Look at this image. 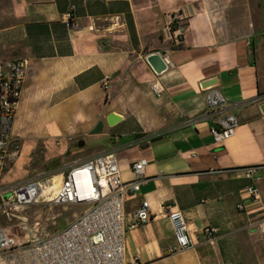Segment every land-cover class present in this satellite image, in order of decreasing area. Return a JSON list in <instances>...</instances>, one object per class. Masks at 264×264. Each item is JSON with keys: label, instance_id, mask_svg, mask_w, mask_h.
Masks as SVG:
<instances>
[{"label": "crops", "instance_id": "crops-1", "mask_svg": "<svg viewBox=\"0 0 264 264\" xmlns=\"http://www.w3.org/2000/svg\"><path fill=\"white\" fill-rule=\"evenodd\" d=\"M71 6L75 28L65 20ZM173 21L177 34L168 32ZM157 52L173 61L160 76L146 61ZM23 58L30 65L12 126L21 151L5 172L20 159L44 168L56 158L64 165L39 174L63 180L111 152L131 182L145 158L147 179L126 196V221L145 200L152 219L127 232V264H264V0H0V59ZM211 78L227 100L222 113L239 119L223 146L201 118L211 90L201 84ZM247 167H258L256 199L242 192L253 184ZM2 184H11L5 173ZM176 209L193 243L180 253L170 251L167 214ZM207 228L218 230L213 243Z\"/></svg>", "mask_w": 264, "mask_h": 264}, {"label": "built area", "instance_id": "built-area-1", "mask_svg": "<svg viewBox=\"0 0 264 264\" xmlns=\"http://www.w3.org/2000/svg\"><path fill=\"white\" fill-rule=\"evenodd\" d=\"M75 6L65 14L66 24L75 28ZM174 22V21H173ZM172 22V23H173ZM180 32L181 25L173 31ZM184 26V25H183ZM174 36V35H173ZM172 36V37H173ZM180 35L171 40L176 45ZM167 66L172 67L170 55L163 54ZM30 60L0 59V211H13L43 201L45 189L53 185L54 174H38L19 183L3 185L2 179L7 167L14 162L21 151V143L12 131L17 106L22 97ZM105 89L108 79L103 82ZM153 92L161 96L164 86L153 85ZM227 100L213 88L207 96V103L201 118L212 122L210 133L215 146H223L236 135L239 119L237 113H222ZM148 160L141 158L132 165L134 179L125 182L114 153L99 154L85 163L71 168L63 175L60 189L51 203L55 205H87L84 212L75 217L64 229L43 238L19 243L7 228L0 227V264H127L125 239L128 231L152 219L149 201L145 200L130 222L126 221L125 200L128 194L136 195L146 181ZM244 176L252 181L242 192L248 199L259 197L256 182L260 180L258 167L243 169ZM79 182V185H78ZM11 194L10 198H4ZM240 210L245 205L240 204ZM173 226L174 245L172 253L184 252L193 247L188 224L181 210L168 211ZM259 231L264 234V219L258 222ZM206 241L213 243L218 230L207 228ZM132 264H139L135 260Z\"/></svg>", "mask_w": 264, "mask_h": 264}, {"label": "rangeland", "instance_id": "rangeland-1", "mask_svg": "<svg viewBox=\"0 0 264 264\" xmlns=\"http://www.w3.org/2000/svg\"><path fill=\"white\" fill-rule=\"evenodd\" d=\"M58 160L53 159L51 162ZM64 162L59 160V166ZM49 165L44 168L34 164H25L18 160V164L11 166L5 172V180L14 184L34 178L42 171H51ZM53 173V172H52ZM53 185L47 187L44 200L37 204L24 206L13 211H0V227L8 229L11 236L19 243H25L37 238H43L64 229L76 216L88 208L87 205L63 204L55 205L52 202L54 195L62 183V175H55ZM7 194L4 198H10Z\"/></svg>", "mask_w": 264, "mask_h": 264}, {"label": "water", "instance_id": "water-1", "mask_svg": "<svg viewBox=\"0 0 264 264\" xmlns=\"http://www.w3.org/2000/svg\"><path fill=\"white\" fill-rule=\"evenodd\" d=\"M147 63L151 66L155 74L162 75L168 71L169 66H167L163 60V54L160 52L149 54L146 57ZM219 85L218 78H211L202 82L201 87L203 90H210L216 88ZM261 111L264 113V104L261 105ZM112 118H115V115H112ZM84 143L81 142L80 146H83ZM59 164V160H55L50 163V168L55 169ZM1 202V201H0Z\"/></svg>", "mask_w": 264, "mask_h": 264}, {"label": "trees", "instance_id": "trees-1", "mask_svg": "<svg viewBox=\"0 0 264 264\" xmlns=\"http://www.w3.org/2000/svg\"><path fill=\"white\" fill-rule=\"evenodd\" d=\"M172 29H173V31L175 30V29H177L178 27H179V25L177 24V21H174L173 23H172ZM179 40H180V42H182V36H179V38H178ZM173 43H174V41L173 40H171ZM174 45H176L175 43H174ZM181 44H179V46H180Z\"/></svg>", "mask_w": 264, "mask_h": 264}, {"label": "bare ground", "instance_id": "bare-ground-1", "mask_svg": "<svg viewBox=\"0 0 264 264\" xmlns=\"http://www.w3.org/2000/svg\"><path fill=\"white\" fill-rule=\"evenodd\" d=\"M78 185H79V182H78Z\"/></svg>", "mask_w": 264, "mask_h": 264}, {"label": "flooded vegetation", "instance_id": "flooded-vegetation-1", "mask_svg": "<svg viewBox=\"0 0 264 264\" xmlns=\"http://www.w3.org/2000/svg\"><path fill=\"white\" fill-rule=\"evenodd\" d=\"M57 167H58V165H57Z\"/></svg>", "mask_w": 264, "mask_h": 264}]
</instances>
